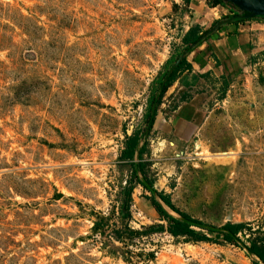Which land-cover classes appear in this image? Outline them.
I'll return each instance as SVG.
<instances>
[{"label": "rangeland", "instance_id": "obj_1", "mask_svg": "<svg viewBox=\"0 0 264 264\" xmlns=\"http://www.w3.org/2000/svg\"><path fill=\"white\" fill-rule=\"evenodd\" d=\"M211 2L0 0V264H264V20L241 22L248 42L220 75L154 103L185 33L233 16ZM193 96L205 125L181 146L150 128L146 176L133 178L118 160L125 136L143 138L154 105ZM149 188L215 240L156 229ZM121 223L140 233L115 234ZM226 223L249 230L224 242Z\"/></svg>", "mask_w": 264, "mask_h": 264}, {"label": "crops", "instance_id": "obj_2", "mask_svg": "<svg viewBox=\"0 0 264 264\" xmlns=\"http://www.w3.org/2000/svg\"><path fill=\"white\" fill-rule=\"evenodd\" d=\"M217 7L225 11V7L217 5L216 10ZM252 21L246 20L244 23ZM241 25L229 23L222 26L211 38L192 51L187 56L191 71L181 73L170 86L169 93L177 95L202 87L205 84L204 78L210 71L216 76L220 75L221 72L218 74L216 67H221L228 56L240 52L242 46L248 42ZM194 98L193 96L179 101L172 110L156 111L151 128L158 139L172 146H181L189 143L202 129L207 120L208 109L204 105L196 104Z\"/></svg>", "mask_w": 264, "mask_h": 264}, {"label": "trees", "instance_id": "obj_3", "mask_svg": "<svg viewBox=\"0 0 264 264\" xmlns=\"http://www.w3.org/2000/svg\"><path fill=\"white\" fill-rule=\"evenodd\" d=\"M186 2H189V0H185ZM212 6H223V7H228L230 10H235L234 12H232L231 14H233V16L238 14V10L235 6L231 5L230 3H226L223 0H212L211 2ZM241 14H246V13H241ZM231 17V16H230ZM228 17V18H230ZM249 20H256V21H260V20H264L263 18H252ZM246 21L245 19H237L232 21L230 24H239L241 22ZM215 24V23H214ZM219 31V30H218ZM214 34H212L211 36H207L204 39H201V32L197 31L196 29L191 28L189 31H187L185 33V35L182 38V44H183V53H184V57L182 58V60L179 62L178 65H176L175 67H173L172 71L167 75V70L169 67H171L175 61L179 58V56L182 54V52L177 56V58L175 60L169 59L167 60L164 68L165 71L163 72V74L155 79V81H153V86H160L162 85V90H161V94L159 96V99L156 103V106L160 104L161 98L162 96L165 94V92L167 91V89L173 84V82L176 80V78L183 72H190L191 71V64L187 61V56L194 51L197 47H199L201 44H203L204 42H206L209 38H211ZM191 46H193L192 48H190ZM164 80V82L162 83V81ZM153 89V88H152ZM180 101H185L183 97L180 98ZM152 103V98L149 101V105H151ZM175 107V106H174ZM150 108V106H149ZM173 109V108H172ZM157 111V107L154 111V115ZM147 117H149V113H147ZM153 124V121L151 123V126ZM150 126V128H151ZM142 135L143 134H139L138 132L133 133L130 136H125V140L123 143V148L120 152V155L118 157V160L120 162L126 163V164H130L131 167V171H132V177L136 178V171H138L140 174H142L145 178V172H144V163H141V160L143 158V155L146 152V147H147V141H145L142 145V147L139 150V156H138V164H136L137 168L136 170L134 169V154H135V150L138 146V144L140 143V141L142 140ZM149 182V181H148ZM150 184H152L150 182ZM144 185V184H143ZM145 186V185H144ZM144 188V187H143ZM144 189H147V187H145ZM131 190L132 187H126L123 188V195H124V200L125 203H121L120 204V208H119V212L121 214H123V216L126 217V219L130 216L129 211H128V203L130 201V196H131ZM149 191L153 194L156 193V195L160 198V200L171 210L173 211L175 214H177L179 217L199 224V222H194L192 221V219L187 216L184 213H181L180 211H178L177 209H175L174 205L172 204L170 198L168 195L164 194L163 192H156L153 191L151 189H149ZM124 202V201H123ZM150 202L151 205L154 207V209L156 210V212L159 214L160 218L162 221H165V226L163 225H159L156 229H158L159 231H165L167 232L170 236L172 237H185L187 239H190L191 241L194 242H209V241H213L211 239H209L207 237L206 234H204L201 231H197L195 230L194 226L190 223H186L183 221H180L179 219L175 218L174 216L168 214L163 208L162 206L155 200L154 197L150 198ZM107 222H108V218H100L97 222L95 221L93 224L92 229H103L105 228V226H107ZM121 231H115V234H121V232H127V234L129 235H135L138 234L140 232L138 231H133L129 225H126V223H121ZM248 227L246 226V224L244 223H226L225 225H223V227L221 228L220 232H216L215 234H217V236H219L224 242H233L232 239L234 237V235H238L240 232H245ZM121 236L118 235L117 239L121 240ZM253 246L256 244V242H252ZM250 250H253L252 247H250ZM254 264H260L255 262Z\"/></svg>", "mask_w": 264, "mask_h": 264}, {"label": "water", "instance_id": "obj_4", "mask_svg": "<svg viewBox=\"0 0 264 264\" xmlns=\"http://www.w3.org/2000/svg\"><path fill=\"white\" fill-rule=\"evenodd\" d=\"M223 1L226 2V3H230L231 5L235 6L237 8V10L239 11L238 14L235 15V16H232L230 18H227V19L220 20V21L216 22L214 24V26H212L209 30L205 31V33L201 36V39H204L207 36H210L211 34L217 32L222 26L227 25V24L231 23L234 20H237V19L249 20V19H252V18H263L264 17V0H223ZM243 12L246 13V14H244V15L241 14ZM192 47L193 46H191L190 48H192ZM184 56H185L184 53L182 55H180L179 58L175 61V63L171 67L168 68L167 75L172 71L173 67H175L176 65L179 64V62L182 60V58ZM164 80L165 79H163L162 83L164 82ZM161 90H162V85H160L159 88H158V90H157V93H156V96H155V99H154V103L157 102V99L159 98V96L161 94ZM154 111H155V105L151 108L150 119H149L148 125H147V127L145 129L144 136H143L142 140L140 141V143L138 144V146H137V148L135 150V154H134V164H135V167H136V163L135 162L138 160V156H139V150L142 147L143 143L146 141L147 134L149 132L151 123L153 121ZM137 172L138 171H136V174H137ZM140 180H141V182H143L142 179H140ZM153 196L157 198L156 201L161 206H162V204L165 205L160 200V198L156 195V193L153 192ZM162 208H163V206H162ZM175 218L179 219L180 221H183V222H186V223H190V224H192L194 226H197V225L203 226L201 224H196V223L187 221V220L179 217L178 215Z\"/></svg>", "mask_w": 264, "mask_h": 264}]
</instances>
